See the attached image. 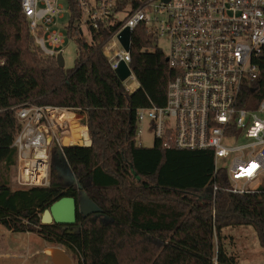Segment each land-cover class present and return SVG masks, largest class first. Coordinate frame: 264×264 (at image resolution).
<instances>
[{
    "label": "trees",
    "instance_id": "obj_1",
    "mask_svg": "<svg viewBox=\"0 0 264 264\" xmlns=\"http://www.w3.org/2000/svg\"><path fill=\"white\" fill-rule=\"evenodd\" d=\"M69 7L66 28L77 41L78 58L65 70L35 42L21 0H0V222L68 246L79 264H241L223 231L252 225L264 247V187L227 191L212 150L166 148L158 140L151 147L138 144V109L166 103L173 75L166 53L144 24L134 30L130 66L140 87L130 91L102 50L108 30L93 31L88 41L76 26L74 0ZM254 62L260 74L243 85L240 98L251 108L264 100V50ZM25 102L85 116L92 143L62 148L76 185H64L54 169L48 186L9 185L2 171L16 164L20 130L13 107ZM81 190L97 211L78 212L75 225L41 222L53 202L79 200Z\"/></svg>",
    "mask_w": 264,
    "mask_h": 264
},
{
    "label": "built area",
    "instance_id": "obj_2",
    "mask_svg": "<svg viewBox=\"0 0 264 264\" xmlns=\"http://www.w3.org/2000/svg\"><path fill=\"white\" fill-rule=\"evenodd\" d=\"M74 1L80 12L76 26L83 36L86 26L88 41L93 31L108 30L102 50L114 70L122 63L129 67L125 85L130 91L140 83L130 66L131 49L119 34L129 29L132 36L144 24L157 43L168 41L166 58L173 75L166 103L138 109V124L148 121L163 147L212 150L215 171L225 170L227 191L244 194L264 187V101L253 108L240 105L243 85L260 74L254 60L264 50V0ZM21 6L35 42L57 58L64 37L52 27L63 5L58 0H21ZM13 108L20 122L14 140L16 184L48 186L51 147H62L71 124L61 111H76L29 102Z\"/></svg>",
    "mask_w": 264,
    "mask_h": 264
},
{
    "label": "rangeland",
    "instance_id": "obj_3",
    "mask_svg": "<svg viewBox=\"0 0 264 264\" xmlns=\"http://www.w3.org/2000/svg\"><path fill=\"white\" fill-rule=\"evenodd\" d=\"M58 2L63 5L64 12L60 18L56 19L57 24L52 28L63 33L64 42L60 51L65 61L64 69L68 70L75 66V62L78 58V44L75 39L68 35L67 29L65 28L71 16L69 7L70 0H58ZM82 32L87 39L90 38V32L86 26L82 27ZM157 45L165 53L168 52L169 44L167 40L161 39L158 41ZM125 80L128 82L127 78ZM249 102L252 103L253 101L251 100ZM76 114L79 116V123L87 127L84 134V144H86L88 137H90L91 140V136L88 126L85 123V116L79 112H76ZM261 116L264 117V113H262ZM139 126L142 128V133L138 135V144L144 147L153 146L155 143V135L149 126V122L141 121L139 122ZM70 129L71 124L68 132ZM241 141H245V138H242ZM74 145L81 144L76 143ZM64 146L65 144L62 141V147L59 145H53L51 147V169L56 171L64 185H76L77 182L73 178V173L62 151ZM2 172L8 179L9 185L13 189H19L16 184V165L10 168L4 167ZM86 205L93 206V203L88 199L84 200L83 190H81L79 194V209L83 212H89L92 207H86ZM105 220L110 221V217L105 218ZM223 232L228 236L225 240L228 251L233 252L241 264H264V247L260 245L258 233L252 225L230 226L224 228ZM45 244V239L35 232L12 231L0 222V264H53L51 257L43 252V246ZM53 247H62L70 255L73 264H79V254L68 246L57 242H50V247L47 248V250Z\"/></svg>",
    "mask_w": 264,
    "mask_h": 264
},
{
    "label": "water",
    "instance_id": "obj_4",
    "mask_svg": "<svg viewBox=\"0 0 264 264\" xmlns=\"http://www.w3.org/2000/svg\"><path fill=\"white\" fill-rule=\"evenodd\" d=\"M119 38L121 39L126 49L128 50L131 49V32L129 31V29L123 30L119 34ZM57 62L60 67L64 68L65 61H64V57L61 52L58 53L57 55ZM116 72L122 79H126L128 75L130 74V69L125 63H122L121 66L116 70ZM71 145H74V144H71ZM65 146H68V145H65ZM82 146H89V145H82ZM65 160L67 164L69 165V162L66 157H65ZM70 170H71V167H70ZM72 175H73V178L78 183V180L76 176L74 175V173ZM83 194L90 200V198L87 196V193L85 191H83ZM97 210H98V207L93 203V206L89 212L97 211ZM78 212H81L84 214L88 213V212H83L79 209L78 199H76L73 196H63L60 199L53 202L48 208H46L43 211V213L41 214V222L43 224L58 223V224H64V225H72L77 222ZM97 215L99 214L97 213ZM49 255L51 257V261L53 264H73V261L70 255L62 247H53L52 249H50Z\"/></svg>",
    "mask_w": 264,
    "mask_h": 264
},
{
    "label": "bare ground",
    "instance_id": "obj_5",
    "mask_svg": "<svg viewBox=\"0 0 264 264\" xmlns=\"http://www.w3.org/2000/svg\"><path fill=\"white\" fill-rule=\"evenodd\" d=\"M61 118L70 120L71 122L70 131L67 132L62 138L63 143L65 145H71V144H76V143L85 145L84 144V139H85L84 134H85V131L87 130V127L79 123L78 121L79 116L73 111L63 109L61 111Z\"/></svg>",
    "mask_w": 264,
    "mask_h": 264
},
{
    "label": "crops",
    "instance_id": "obj_6",
    "mask_svg": "<svg viewBox=\"0 0 264 264\" xmlns=\"http://www.w3.org/2000/svg\"><path fill=\"white\" fill-rule=\"evenodd\" d=\"M132 85L135 86V83H132ZM137 88H138V86H136L135 89H133L132 91L136 90ZM74 113H75V112H74ZM89 139H90V137H88V139H87V140H88L87 143L89 142ZM87 143H86V144H87ZM83 197H84V200L88 199L84 194H83ZM88 200H89V199H88ZM88 206H89L90 208L92 207L91 205H86V207H88ZM45 242H46V244L43 246V252H44L47 256L50 257V255H49V251H50V250H47V248L50 247V242H48V241H46V240H45ZM50 249H52V248H50Z\"/></svg>",
    "mask_w": 264,
    "mask_h": 264
},
{
    "label": "flooded vegetation",
    "instance_id": "obj_7",
    "mask_svg": "<svg viewBox=\"0 0 264 264\" xmlns=\"http://www.w3.org/2000/svg\"><path fill=\"white\" fill-rule=\"evenodd\" d=\"M76 224V223H75ZM75 224H73V225H75Z\"/></svg>",
    "mask_w": 264,
    "mask_h": 264
}]
</instances>
